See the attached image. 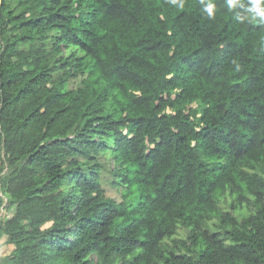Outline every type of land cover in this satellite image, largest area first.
<instances>
[{
	"label": "trees",
	"instance_id": "obj_1",
	"mask_svg": "<svg viewBox=\"0 0 264 264\" xmlns=\"http://www.w3.org/2000/svg\"><path fill=\"white\" fill-rule=\"evenodd\" d=\"M180 2L0 0V264H264V21Z\"/></svg>",
	"mask_w": 264,
	"mask_h": 264
},
{
	"label": "clouds",
	"instance_id": "obj_2",
	"mask_svg": "<svg viewBox=\"0 0 264 264\" xmlns=\"http://www.w3.org/2000/svg\"><path fill=\"white\" fill-rule=\"evenodd\" d=\"M171 3L177 4V0H171ZM200 3L203 5L202 10L207 13L208 18L214 19V9L215 4L211 0H200ZM226 5L229 11L235 9L237 6H244L245 14L241 15L236 13L235 19L240 22H244L248 19L255 20L256 17H259L260 21H264V0H247V4H244V0H226ZM184 4L181 0L179 7H183Z\"/></svg>",
	"mask_w": 264,
	"mask_h": 264
},
{
	"label": "rangeland",
	"instance_id": "obj_3",
	"mask_svg": "<svg viewBox=\"0 0 264 264\" xmlns=\"http://www.w3.org/2000/svg\"><path fill=\"white\" fill-rule=\"evenodd\" d=\"M81 79L77 78V79H73L69 82V88L74 89L79 85V81ZM108 160L110 162V158H105L103 156L100 157V160L104 161V160ZM109 165L111 166V163H109ZM111 181V176L108 172H104L102 174V187L106 192V196H108L109 198H112L116 201H120L121 198V189H116L113 188L109 182ZM0 197H3L2 194L0 193ZM4 199V203L6 202V199L3 197ZM5 212L4 210L1 208L0 209V218L5 216ZM12 247L8 246L6 243H4V239L0 240V262L3 260V258H5L6 255H8L11 251Z\"/></svg>",
	"mask_w": 264,
	"mask_h": 264
}]
</instances>
